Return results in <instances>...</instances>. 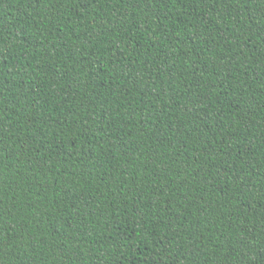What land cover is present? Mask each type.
I'll return each instance as SVG.
<instances>
[{"label":"trees","instance_id":"1","mask_svg":"<svg viewBox=\"0 0 264 264\" xmlns=\"http://www.w3.org/2000/svg\"><path fill=\"white\" fill-rule=\"evenodd\" d=\"M0 264H264V0H0Z\"/></svg>","mask_w":264,"mask_h":264}]
</instances>
